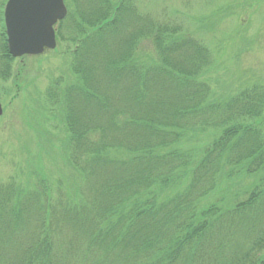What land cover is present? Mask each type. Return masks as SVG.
Masks as SVG:
<instances>
[{
    "label": "trees",
    "instance_id": "trees-1",
    "mask_svg": "<svg viewBox=\"0 0 264 264\" xmlns=\"http://www.w3.org/2000/svg\"><path fill=\"white\" fill-rule=\"evenodd\" d=\"M65 2L57 35L74 44L76 78L47 92L73 189L0 183V264H264V175L231 210L197 208L219 181L263 172L264 84L212 96L210 50L166 8ZM12 61L1 26L0 80ZM210 131L198 151L171 148Z\"/></svg>",
    "mask_w": 264,
    "mask_h": 264
},
{
    "label": "rangeland",
    "instance_id": "rangeland-1",
    "mask_svg": "<svg viewBox=\"0 0 264 264\" xmlns=\"http://www.w3.org/2000/svg\"><path fill=\"white\" fill-rule=\"evenodd\" d=\"M141 5L153 14L165 7L172 18L185 22L213 51V66L200 76L212 96H232L254 81L264 84V0H144ZM73 46L58 39L54 50L15 59L8 80H0V102L4 107L0 117V183L12 177L25 188H31L38 179L55 187L61 179L62 190L72 192L71 183L65 180L67 170L61 150L66 137L62 107L59 103L50 106L46 92L57 80L63 85L76 78L70 69ZM146 48L154 60L152 45ZM260 122L264 129V118ZM219 134L189 133L171 148L200 150ZM263 175L264 169L219 181L199 202L198 211L207 207L218 212L233 209ZM182 187L154 190L165 199Z\"/></svg>",
    "mask_w": 264,
    "mask_h": 264
},
{
    "label": "water",
    "instance_id": "water-1",
    "mask_svg": "<svg viewBox=\"0 0 264 264\" xmlns=\"http://www.w3.org/2000/svg\"><path fill=\"white\" fill-rule=\"evenodd\" d=\"M66 13L64 0H8L4 21L9 53L18 57L53 49L56 46L53 25Z\"/></svg>",
    "mask_w": 264,
    "mask_h": 264
}]
</instances>
